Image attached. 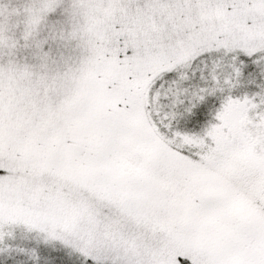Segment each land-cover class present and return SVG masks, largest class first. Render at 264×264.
<instances>
[{
    "label": "snow or ice",
    "instance_id": "6c2138e0",
    "mask_svg": "<svg viewBox=\"0 0 264 264\" xmlns=\"http://www.w3.org/2000/svg\"><path fill=\"white\" fill-rule=\"evenodd\" d=\"M0 264H264V0H0Z\"/></svg>",
    "mask_w": 264,
    "mask_h": 264
}]
</instances>
